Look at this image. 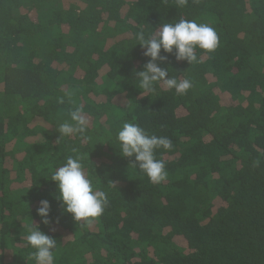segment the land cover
Instances as JSON below:
<instances>
[{
    "label": "trees",
    "instance_id": "trees-1",
    "mask_svg": "<svg viewBox=\"0 0 264 264\" xmlns=\"http://www.w3.org/2000/svg\"><path fill=\"white\" fill-rule=\"evenodd\" d=\"M181 18L214 27L219 46L160 64L192 81L185 95L163 82L144 93L136 33ZM76 107L89 139L57 142ZM126 121L171 139L156 151L165 182L121 157ZM74 148L109 200L90 224L50 179ZM31 220L57 240L55 264H264V0H0V264H35Z\"/></svg>",
    "mask_w": 264,
    "mask_h": 264
},
{
    "label": "clouds",
    "instance_id": "clouds-1",
    "mask_svg": "<svg viewBox=\"0 0 264 264\" xmlns=\"http://www.w3.org/2000/svg\"><path fill=\"white\" fill-rule=\"evenodd\" d=\"M179 2L184 4L187 0ZM136 40L137 45L143 49L144 57L148 58L142 70H133L138 81L137 88L142 89L144 93L155 92V85L163 82L167 89H174L178 95H185L192 88V81L170 77L169 68L161 67L160 64L166 63L168 56L172 54L177 62L186 61L190 65L198 63L197 49L212 53L219 46V36L214 27L183 18L175 23H164L155 36L146 37L143 30H140L136 33ZM162 52L166 55H162ZM58 103L63 104L64 99L58 98ZM69 115L70 122L65 121L59 125L60 136L57 142L61 136L77 134L85 140L89 139L84 136L88 120L83 109L76 107ZM117 141L121 157L132 160L131 166L147 176L152 184H161L167 180L166 163L157 158L156 151L161 148L171 150V139L149 134L138 123L126 121L118 130ZM72 151L74 155L68 156L66 162L52 173L50 179L56 185L55 199L63 211L71 215L76 223L90 224L104 213L109 200L106 192L97 189L92 179L86 175L82 163L84 156L75 148ZM111 183L114 186V182ZM36 211L42 224L52 223L51 204L47 199L39 201ZM25 239L27 245L34 250L31 255L35 264H55L57 240L41 231L32 220Z\"/></svg>",
    "mask_w": 264,
    "mask_h": 264
},
{
    "label": "rangeland",
    "instance_id": "rangeland-1",
    "mask_svg": "<svg viewBox=\"0 0 264 264\" xmlns=\"http://www.w3.org/2000/svg\"><path fill=\"white\" fill-rule=\"evenodd\" d=\"M103 71H104V70H102V71L100 72V75L103 74ZM219 93H220V92H219Z\"/></svg>",
    "mask_w": 264,
    "mask_h": 264
}]
</instances>
